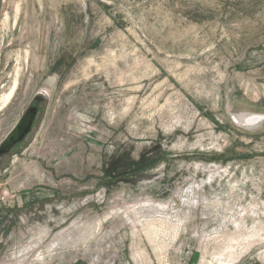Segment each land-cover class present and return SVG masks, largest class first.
Segmentation results:
<instances>
[{
	"label": "rangeland",
	"instance_id": "obj_1",
	"mask_svg": "<svg viewBox=\"0 0 264 264\" xmlns=\"http://www.w3.org/2000/svg\"><path fill=\"white\" fill-rule=\"evenodd\" d=\"M40 91L0 264H264V0H0V143Z\"/></svg>",
	"mask_w": 264,
	"mask_h": 264
},
{
	"label": "water",
	"instance_id": "obj_2",
	"mask_svg": "<svg viewBox=\"0 0 264 264\" xmlns=\"http://www.w3.org/2000/svg\"><path fill=\"white\" fill-rule=\"evenodd\" d=\"M41 95L42 100H46L45 93L40 91L36 94L35 99ZM35 116V108L30 109L12 128L6 138L0 143V154L8 151L12 146L22 140L28 132Z\"/></svg>",
	"mask_w": 264,
	"mask_h": 264
},
{
	"label": "flooded vegetation",
	"instance_id": "obj_3",
	"mask_svg": "<svg viewBox=\"0 0 264 264\" xmlns=\"http://www.w3.org/2000/svg\"><path fill=\"white\" fill-rule=\"evenodd\" d=\"M36 96V95H35ZM45 100H41V99H38V100H36L35 98H34V104H32V108H36V107H38L39 105V103H42V102H44ZM12 148V149H11ZM10 149H11V152H10V154H9V162L10 161H12L13 159H16L17 158V156H18V154H19V152H17V149L19 148V144H16V145H14V146H12ZM5 152H7V151H5ZM2 159L3 158H0V161H2ZM3 170H5V168L3 169Z\"/></svg>",
	"mask_w": 264,
	"mask_h": 264
},
{
	"label": "built area",
	"instance_id": "obj_4",
	"mask_svg": "<svg viewBox=\"0 0 264 264\" xmlns=\"http://www.w3.org/2000/svg\"><path fill=\"white\" fill-rule=\"evenodd\" d=\"M13 196L7 190L0 189V209L3 206L9 205V203L13 200Z\"/></svg>",
	"mask_w": 264,
	"mask_h": 264
},
{
	"label": "bare ground",
	"instance_id": "obj_5",
	"mask_svg": "<svg viewBox=\"0 0 264 264\" xmlns=\"http://www.w3.org/2000/svg\"><path fill=\"white\" fill-rule=\"evenodd\" d=\"M37 98L42 100V97H41V95H39V97H37Z\"/></svg>",
	"mask_w": 264,
	"mask_h": 264
}]
</instances>
